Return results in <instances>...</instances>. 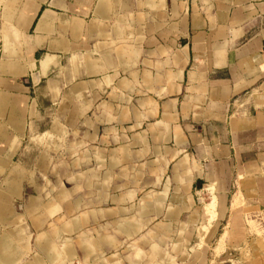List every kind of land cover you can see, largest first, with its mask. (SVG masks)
I'll return each instance as SVG.
<instances>
[{
    "label": "crops",
    "instance_id": "1",
    "mask_svg": "<svg viewBox=\"0 0 264 264\" xmlns=\"http://www.w3.org/2000/svg\"><path fill=\"white\" fill-rule=\"evenodd\" d=\"M0 188L15 264H264V0H0Z\"/></svg>",
    "mask_w": 264,
    "mask_h": 264
},
{
    "label": "rangeland",
    "instance_id": "2",
    "mask_svg": "<svg viewBox=\"0 0 264 264\" xmlns=\"http://www.w3.org/2000/svg\"><path fill=\"white\" fill-rule=\"evenodd\" d=\"M45 137H49L47 134L46 135H43V136H41L40 138L39 137H36L35 139H34V141H37V142H39V141H41V140H43V139H45ZM45 141H47V140H45ZM50 141H51V145H53L54 143H52L53 142V139H50ZM57 143H56V147L57 148H55V150L51 147V149H49L48 148V151H47V157H46V163H56V164H63V162L65 161V157H64V153H63V147L62 146H60L61 144H62V141H56ZM42 155L43 154H41L40 156H39V159H37L38 158V155H37V153L36 152H34V153H32V152H30V154H28V156H27V160H28V162L31 164V163H34V162H38V164L39 165H42ZM14 162H17V156L16 157H14ZM16 168V169H15ZM11 170H15L16 171V173L18 174V176H20L21 175V172L18 170V167H16L15 165H13L12 166V169ZM11 170H9V171H11ZM10 173V172H9ZM62 173V172H61ZM31 174V173H30ZM63 174V173H62ZM6 175V174H5ZM14 175V176H13ZM49 175H52V173L50 174L49 173ZM10 177H9V179H16L17 180V175L16 174H14V173H12V174H10L9 175ZM61 178H62V176H61ZM80 178V175H74L73 176V179H79ZM48 179L49 180H53V178H50V177H48ZM70 181V179H68V182ZM67 182V181H66ZM67 182V183H68ZM6 183V182H5ZM32 183H33V178L30 176V179H29V184H31L32 185ZM34 184V183H33ZM64 183L62 182V184H60V186L58 187V189L56 190V192H55V196L54 197H57V198H59V197H61L62 198V200H63V198H64V193H65V187H64ZM67 189V188H66ZM54 190V189H53ZM52 190V191H53ZM5 191H7V189H1L0 188V195L2 194V192H5ZM22 196H33V195H30V194H26V195H22ZM78 197V196H77ZM11 207H12V210H13V213H15V214H20L21 213V211H22V207H21V201H20V199H14L12 202H11ZM66 207V206H65ZM59 208H60V204H58L57 206H56V209H55V213L59 210ZM62 217H64V216H62ZM61 217V220L63 219ZM64 220V219H63ZM59 238H62V237H59ZM59 238L57 239V240H59ZM66 241H68V240H63L62 242H61V244H62V248H61V252H62V254H63V256H64V264H80V262H79V260L77 259V258H74V259H71V257L73 256V254L72 255H67L66 254V252H65V248H66ZM57 243H58V241H57ZM70 244V243H69ZM71 245V244H70ZM217 249H218V247H216L215 248V252L217 251ZM74 252V251H73ZM211 252H207V253H205L206 254V259H208V260H212V262H211V264H224L223 263V261H222V259H220L218 256H216V257H214L215 259H213L212 258V256H211V254H210ZM127 254H129V252H126V251H124V248L122 247V248H120V251H119V257H117V259H119L120 260V263H122L123 261L122 260H124V256L125 255H127ZM152 254H153V256L155 255V256H159V253L158 252H152ZM132 255H134V253H132ZM224 255H222V257H223ZM106 257H109V253H103V255H102V258H106ZM133 259H135V258H133ZM56 260H58V253H56V252H53L52 251V263L53 262H55ZM135 260H137V258L135 259ZM168 261L170 262L171 261V259H168ZM208 262V261H207ZM91 262L89 261V264H90ZM58 264H62V262H59ZM155 264H158L157 262H155Z\"/></svg>",
    "mask_w": 264,
    "mask_h": 264
},
{
    "label": "bare ground",
    "instance_id": "3",
    "mask_svg": "<svg viewBox=\"0 0 264 264\" xmlns=\"http://www.w3.org/2000/svg\"><path fill=\"white\" fill-rule=\"evenodd\" d=\"M213 207H215L214 206V203L208 204V205H206L204 207L205 208V212L209 216L208 221L211 220V219H213V215H214ZM209 222H207V223H209ZM202 228H205V227L202 226ZM16 256H17L16 255V249L9 250V251L7 250V252H3V251L0 250V264H15V262L17 261Z\"/></svg>",
    "mask_w": 264,
    "mask_h": 264
}]
</instances>
